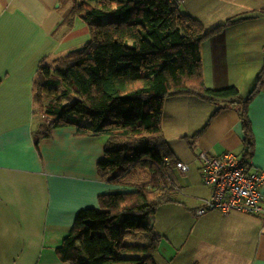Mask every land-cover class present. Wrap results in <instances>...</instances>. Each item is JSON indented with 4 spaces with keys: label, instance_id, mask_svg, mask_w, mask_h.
<instances>
[{
    "label": "crops",
    "instance_id": "1",
    "mask_svg": "<svg viewBox=\"0 0 264 264\" xmlns=\"http://www.w3.org/2000/svg\"><path fill=\"white\" fill-rule=\"evenodd\" d=\"M75 1L0 0V264H67L56 247L78 211L97 207L100 194L132 191L151 178L141 168L118 182L102 178L97 164L104 156L103 135L62 126L36 141L39 125L49 121L33 99L40 61L89 39L86 23L70 16ZM173 1L208 29L234 20L222 37L217 33L201 42L202 74L206 87L234 86L246 97L264 68V14L255 15L264 0ZM247 116L252 140L246 148L236 107L218 109L194 96L164 101V135L170 146L182 143L183 153L171 148L189 169L169 170L177 195L154 215L152 225L161 236L156 264H264V216H223L217 209L196 214L213 193L201 181V151H234L251 162V170L264 169V74ZM259 191L264 206V183Z\"/></svg>",
    "mask_w": 264,
    "mask_h": 264
},
{
    "label": "trees",
    "instance_id": "2",
    "mask_svg": "<svg viewBox=\"0 0 264 264\" xmlns=\"http://www.w3.org/2000/svg\"><path fill=\"white\" fill-rule=\"evenodd\" d=\"M75 15L86 23L89 39L40 61L33 99L49 121L39 125L36 141L62 126L103 135L104 156L97 164L102 178L118 182L137 168L151 178L132 191L100 194L97 207L80 209L56 253L67 264H156L161 236L151 221L160 205L175 201L168 174L177 161L163 132L164 101L194 96L218 109L236 107L247 148V103L260 89L264 68L246 97L234 86L206 87L201 42L222 37L234 20L208 29L173 0H79Z\"/></svg>",
    "mask_w": 264,
    "mask_h": 264
},
{
    "label": "built area",
    "instance_id": "3",
    "mask_svg": "<svg viewBox=\"0 0 264 264\" xmlns=\"http://www.w3.org/2000/svg\"><path fill=\"white\" fill-rule=\"evenodd\" d=\"M199 158L201 181L213 187V193L196 214L217 209L223 216H228L234 211L264 216L259 191V186L264 183V169L251 170V162L234 151L213 155L203 150L199 153ZM169 161L168 157H164L165 163ZM175 167L187 171L189 164L177 160Z\"/></svg>",
    "mask_w": 264,
    "mask_h": 264
},
{
    "label": "rangeland",
    "instance_id": "4",
    "mask_svg": "<svg viewBox=\"0 0 264 264\" xmlns=\"http://www.w3.org/2000/svg\"><path fill=\"white\" fill-rule=\"evenodd\" d=\"M64 99H65V98H64ZM64 99H63V100H64ZM65 100H66V99H65ZM65 100H64V102H65ZM171 145H172L171 147L178 148V149L180 150V152H182V153L184 152V151H183L182 143H180V142H178V141H174V142L171 143ZM186 153L188 154V153H190V152L186 151ZM174 171H175V170H174ZM180 184H183V183H180ZM175 194L177 195V193H175ZM176 195H175V196H176ZM165 204H168V203H164V204H162V205H165ZM162 205H160V206H162ZM160 206H159V207H160ZM159 207H158V208H159ZM157 210H158V209H157ZM153 221H154V217L152 218L151 223H153ZM124 264H130V263H124Z\"/></svg>",
    "mask_w": 264,
    "mask_h": 264
}]
</instances>
